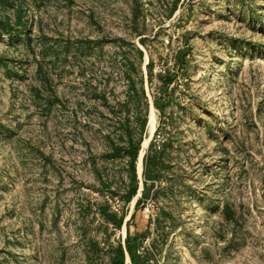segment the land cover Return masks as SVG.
<instances>
[{"label":"rangeland","instance_id":"obj_1","mask_svg":"<svg viewBox=\"0 0 264 264\" xmlns=\"http://www.w3.org/2000/svg\"><path fill=\"white\" fill-rule=\"evenodd\" d=\"M128 245L264 264V0H0V264Z\"/></svg>","mask_w":264,"mask_h":264},{"label":"trees","instance_id":"obj_2","mask_svg":"<svg viewBox=\"0 0 264 264\" xmlns=\"http://www.w3.org/2000/svg\"><path fill=\"white\" fill-rule=\"evenodd\" d=\"M131 153L133 155L132 163L134 165L136 158H137V155H138V147L131 149ZM135 192H136V187L129 193L128 198H131L133 195H135ZM127 253L130 256V259H131L133 264H140L137 261L135 255H134V252H133L130 245H128L126 253L122 248L119 249L118 257L116 258L114 264H125V259H126Z\"/></svg>","mask_w":264,"mask_h":264},{"label":"bare ground","instance_id":"obj_3","mask_svg":"<svg viewBox=\"0 0 264 264\" xmlns=\"http://www.w3.org/2000/svg\"><path fill=\"white\" fill-rule=\"evenodd\" d=\"M148 126H149V132H150V136H151L156 130V118H155L154 113H151L149 116ZM150 136L148 138H146L143 142V151H144L145 147L149 144V141L151 138ZM143 151H141V155H140V158L138 161V166H137L139 173L142 172V162H143L142 155L144 153Z\"/></svg>","mask_w":264,"mask_h":264},{"label":"crops","instance_id":"obj_4","mask_svg":"<svg viewBox=\"0 0 264 264\" xmlns=\"http://www.w3.org/2000/svg\"><path fill=\"white\" fill-rule=\"evenodd\" d=\"M128 254V253H127Z\"/></svg>","mask_w":264,"mask_h":264}]
</instances>
